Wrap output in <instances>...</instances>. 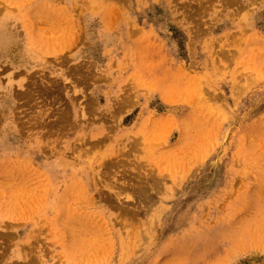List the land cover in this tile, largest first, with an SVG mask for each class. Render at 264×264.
<instances>
[{
	"label": "rangeland",
	"instance_id": "1",
	"mask_svg": "<svg viewBox=\"0 0 264 264\" xmlns=\"http://www.w3.org/2000/svg\"><path fill=\"white\" fill-rule=\"evenodd\" d=\"M0 33V264H264V0H0Z\"/></svg>",
	"mask_w": 264,
	"mask_h": 264
},
{
	"label": "bare ground",
	"instance_id": "2",
	"mask_svg": "<svg viewBox=\"0 0 264 264\" xmlns=\"http://www.w3.org/2000/svg\"><path fill=\"white\" fill-rule=\"evenodd\" d=\"M1 32H2V31H1ZM0 34H2V33H0ZM3 35H4V34H3ZM3 35H2V36H3ZM0 39H1V37H0ZM65 114H66V113H65ZM65 116H66V115H65ZM60 117H61V116H60ZM63 117H64V116H63ZM60 120H61V119H60ZM62 121H63V120H62ZM62 121H61V122H62ZM67 122H68V121H67ZM67 122H66V123H67ZM55 123H56V122H55ZM58 123H59V122H58ZM63 123H64V121H63ZM60 124H61V123H60ZM69 125H70V124H69ZM66 126H68V125H66ZM157 182H158V181H157ZM11 236H12V235H11Z\"/></svg>",
	"mask_w": 264,
	"mask_h": 264
}]
</instances>
